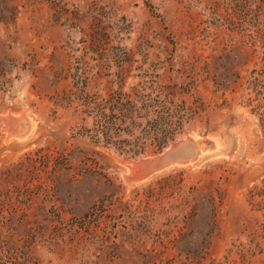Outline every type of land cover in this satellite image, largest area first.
Segmentation results:
<instances>
[{
	"label": "rangeland",
	"instance_id": "374dc122",
	"mask_svg": "<svg viewBox=\"0 0 264 264\" xmlns=\"http://www.w3.org/2000/svg\"><path fill=\"white\" fill-rule=\"evenodd\" d=\"M142 79L205 143L144 177L81 105ZM0 264H264V0H0Z\"/></svg>",
	"mask_w": 264,
	"mask_h": 264
},
{
	"label": "trees",
	"instance_id": "16d2710c",
	"mask_svg": "<svg viewBox=\"0 0 264 264\" xmlns=\"http://www.w3.org/2000/svg\"><path fill=\"white\" fill-rule=\"evenodd\" d=\"M124 79L122 74L117 76L121 84ZM146 84L142 79L141 89L133 90L135 97L119 92L101 97L97 106L94 101L81 104L90 114L98 115L95 126L103 145L131 158L146 154L149 148L155 153L161 152L184 133V123L194 113V109L186 105L188 93L184 90L158 83L156 86H160L153 95V91L145 92L154 89ZM196 103L197 110L203 109L202 102Z\"/></svg>",
	"mask_w": 264,
	"mask_h": 264
},
{
	"label": "water",
	"instance_id": "95a60500",
	"mask_svg": "<svg viewBox=\"0 0 264 264\" xmlns=\"http://www.w3.org/2000/svg\"><path fill=\"white\" fill-rule=\"evenodd\" d=\"M204 147L203 141L192 139L173 141L156 156L142 160L143 166L140 168L139 175L144 177L171 164L195 160Z\"/></svg>",
	"mask_w": 264,
	"mask_h": 264
},
{
	"label": "bare ground",
	"instance_id": "6f19581e",
	"mask_svg": "<svg viewBox=\"0 0 264 264\" xmlns=\"http://www.w3.org/2000/svg\"><path fill=\"white\" fill-rule=\"evenodd\" d=\"M194 160V159H193ZM193 160H191V161H188V162H192ZM187 162V161H186ZM186 162H180L179 164H181V163H186ZM178 163V162H177ZM175 164V163H174ZM132 165V164H131ZM137 165V164H136ZM135 165V166H136ZM142 166H143V163H142V165H141V168H142ZM133 168V167H132ZM166 168V167H165ZM134 170V169H133ZM158 172V171H157ZM154 173V172H153Z\"/></svg>",
	"mask_w": 264,
	"mask_h": 264
}]
</instances>
